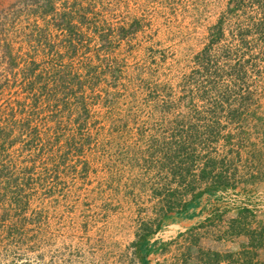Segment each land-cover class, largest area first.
<instances>
[{
  "label": "rangeland",
  "instance_id": "rangeland-1",
  "mask_svg": "<svg viewBox=\"0 0 264 264\" xmlns=\"http://www.w3.org/2000/svg\"><path fill=\"white\" fill-rule=\"evenodd\" d=\"M239 211L264 231V0H0V264H264Z\"/></svg>",
  "mask_w": 264,
  "mask_h": 264
},
{
  "label": "trees",
  "instance_id": "trees-1",
  "mask_svg": "<svg viewBox=\"0 0 264 264\" xmlns=\"http://www.w3.org/2000/svg\"><path fill=\"white\" fill-rule=\"evenodd\" d=\"M66 13H62L60 17H66L65 16ZM62 26L61 28L64 29V30H67L68 26H69V22L66 23V25H60ZM63 26H66V27H63ZM37 88V91L38 93H41L42 92V88L41 87H36ZM34 90V89H32ZM32 92V91H31ZM213 168H214V165H213ZM213 169L212 171H209L207 172L205 170V168H201L200 169V172L198 173V177H205L206 175H208V173H213ZM215 176V181L214 183H217L219 182L220 184L224 182V185L227 184V181L226 180H223L222 179V175L219 174V173H214ZM200 195V192L199 193H196L195 195H193L194 197H192V199L190 201H184V202H178L176 204V208L178 210H184L186 208V206H188V204H190L193 200H195V198ZM171 208L169 207L168 210H170ZM244 212L247 211V212H251L250 209L246 208L243 210ZM243 211H239L240 212V217H238L239 219H236L238 221H235V226L238 227L236 228L234 231L235 233H240V232H243L245 234H247L249 237H250V243H251V246L253 247V251H251V254H255L256 253V249L260 248V247H264V231L262 230V232H257L255 229H245L244 228V224H243V221H242V218H241V215L244 213ZM252 214V213H250ZM246 217V215L244 216V218ZM160 221L157 222L156 226L154 227V229H152V227H150V225L148 224H144L143 227H142V230L137 234L138 235V238L135 242V245L136 247L138 248V250L140 249L141 246H144L145 244H147V238H149V236L151 234L154 233L155 230H157L160 226ZM247 253H250L249 251H247ZM250 255H249V259L248 260H245L246 261V264H250L252 263L251 259H250ZM253 264V263H252Z\"/></svg>",
  "mask_w": 264,
  "mask_h": 264
},
{
  "label": "crops",
  "instance_id": "crops-1",
  "mask_svg": "<svg viewBox=\"0 0 264 264\" xmlns=\"http://www.w3.org/2000/svg\"><path fill=\"white\" fill-rule=\"evenodd\" d=\"M256 253L258 254H263L264 253V247H260L256 250ZM259 258V259H258ZM257 260H264V255L263 257H256ZM254 262V260L252 261V263Z\"/></svg>",
  "mask_w": 264,
  "mask_h": 264
}]
</instances>
